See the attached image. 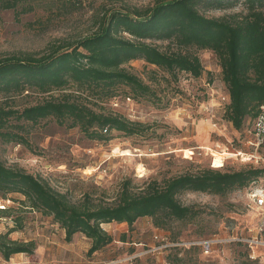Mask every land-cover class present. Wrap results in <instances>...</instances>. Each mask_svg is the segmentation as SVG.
<instances>
[{"label": "rangeland", "instance_id": "obj_1", "mask_svg": "<svg viewBox=\"0 0 264 264\" xmlns=\"http://www.w3.org/2000/svg\"><path fill=\"white\" fill-rule=\"evenodd\" d=\"M154 2L34 0V9L18 18L13 10H2L0 58L22 52L41 53L59 40H75L93 30L95 18L103 10L145 8ZM244 8L243 0H239L232 8L213 9L206 14L230 15ZM154 42L161 48L166 45ZM197 54L203 65L199 77L183 72L174 77L142 59L131 60L124 66L150 85L154 97L127 98L121 88L117 96L91 104L97 111L141 122V135L126 136L113 130L108 140H91L76 127L67 128L46 119L25 124L23 133L30 147L0 140V159L8 166L41 176L55 189L67 192L72 200L90 192L96 200L111 201L126 180L137 190L150 180L161 182L184 172L213 167V157L218 155L224 159L222 170L243 167L239 156L229 154L225 145L251 150L247 141L251 136L248 132L240 134L223 118L222 95L227 90L216 56L210 50H198ZM43 96L29 91L6 101L22 107ZM4 99L0 94V104ZM260 166L264 167V162ZM249 192L239 189L226 196L183 192L178 195L182 203L202 210L194 221H174L167 229L154 226L147 216L138 218L131 228L126 223L103 224L113 240L92 253H88L90 240L81 233L67 241L50 216L20 206L21 194L4 197L0 193V205L11 206L13 215L23 217V226L10 233V238L35 243L30 254L16 253L9 259L0 254V264H264V206H256ZM11 218H0V232L12 226ZM211 237L219 242L209 252L200 245L190 247V242Z\"/></svg>", "mask_w": 264, "mask_h": 264}, {"label": "trees", "instance_id": "obj_2", "mask_svg": "<svg viewBox=\"0 0 264 264\" xmlns=\"http://www.w3.org/2000/svg\"><path fill=\"white\" fill-rule=\"evenodd\" d=\"M34 0H0V11L11 9L18 18L34 9ZM80 3L78 0H68ZM239 0H155L145 8L103 10L90 32L72 41H58L41 53L22 52L0 58V140L30 147L25 124L52 119L67 128H78L91 140H108L113 130L126 136L141 135L144 126L121 115L95 110L91 104L118 94L146 99L155 95L149 84L127 70L124 64L142 59L174 77L183 72L192 77L203 73L198 50H210L221 68L229 96L223 118L241 131L264 106V0H243V11L209 16L207 11L228 9ZM154 41L166 42L165 47ZM128 88V90H125ZM45 94L40 100L16 107L6 101L24 92ZM54 92H58L57 95ZM48 95V96H47ZM96 100V101H95ZM243 167L222 170L204 167L161 182L150 180L134 190L126 180L111 201L96 200L85 192L72 200L41 176L6 165L0 159V193H19L21 207L50 216L70 241L81 233L90 240L88 253L110 242L103 224L126 223L129 228L140 217H150L154 226L167 229L174 221L192 222L201 211L182 203L186 191L226 196L248 188L264 178V167L242 162ZM0 205V218H11L12 226L0 232V254L9 259L16 253L30 254L33 240L19 241L10 233L21 229L23 217ZM190 247L198 248L196 244Z\"/></svg>", "mask_w": 264, "mask_h": 264}, {"label": "built area", "instance_id": "obj_3", "mask_svg": "<svg viewBox=\"0 0 264 264\" xmlns=\"http://www.w3.org/2000/svg\"><path fill=\"white\" fill-rule=\"evenodd\" d=\"M78 1L84 2L87 0H78ZM222 100L225 103L228 102L229 96L227 92H225L224 95H222ZM247 124L248 126H246ZM245 132H248L251 136L247 140L249 145L251 146V150H244L242 148H236V147L234 148L232 147L233 146L232 144L225 145V150H227V152L233 156H239L241 162L252 163L254 165L260 166V163L264 162V106H261V111L258 114V116L252 121H247L244 125L243 130L239 131V133L240 134L243 133L244 136H245ZM223 160L221 166L218 167L224 166ZM212 166L215 167L214 164H212ZM246 189L250 190L249 195L256 206L259 207L264 206V178H260L259 180L254 181ZM217 242H219L218 239L211 237V238L202 239L198 242H190V244L200 245L202 250H204L205 252H209L211 246Z\"/></svg>", "mask_w": 264, "mask_h": 264}, {"label": "bare ground", "instance_id": "obj_4", "mask_svg": "<svg viewBox=\"0 0 264 264\" xmlns=\"http://www.w3.org/2000/svg\"><path fill=\"white\" fill-rule=\"evenodd\" d=\"M222 156L221 155H218V156H214L213 157V163H214V166L215 167H218V166H221L222 164Z\"/></svg>", "mask_w": 264, "mask_h": 264}]
</instances>
